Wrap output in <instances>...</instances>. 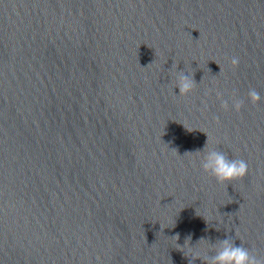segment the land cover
Segmentation results:
<instances>
[{
  "label": "clouds",
  "instance_id": "9594fccd",
  "mask_svg": "<svg viewBox=\"0 0 264 264\" xmlns=\"http://www.w3.org/2000/svg\"><path fill=\"white\" fill-rule=\"evenodd\" d=\"M233 67L239 65V57H232L230 61ZM177 67V66H175ZM196 86L193 74H184L181 71L176 77L175 89H179L180 96L188 95ZM221 94L217 92L219 97ZM248 99L252 104H256L261 100L260 94L255 89H249ZM244 101L241 99L233 100V109L237 112L241 110ZM221 107L228 110V102L222 101ZM208 141L205 144L204 159L201 168L221 184H231L234 180L243 179L248 173V163L243 159H233L223 151L216 149L208 151ZM175 241L179 239V234L174 236ZM190 239V237H189ZM193 258H200L198 255ZM206 264H264V257L253 254L248 248L236 246L230 238L219 241V246L215 249V254L211 257L204 258ZM191 264V261H190Z\"/></svg>",
  "mask_w": 264,
  "mask_h": 264
}]
</instances>
